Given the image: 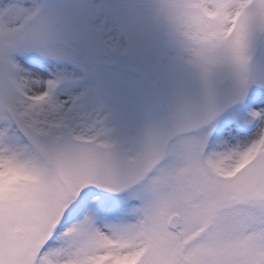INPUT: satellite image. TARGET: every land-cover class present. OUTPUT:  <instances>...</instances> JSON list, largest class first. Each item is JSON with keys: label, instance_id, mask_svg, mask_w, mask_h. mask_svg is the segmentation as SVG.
I'll use <instances>...</instances> for the list:
<instances>
[{"label": "snow or ice", "instance_id": "1", "mask_svg": "<svg viewBox=\"0 0 264 264\" xmlns=\"http://www.w3.org/2000/svg\"><path fill=\"white\" fill-rule=\"evenodd\" d=\"M161 7L209 88H230L136 149L98 116L69 123L56 82L13 58L33 13L0 7V173H21L0 186V264H264V78L250 75L264 0ZM105 193H127L119 223H98L114 210Z\"/></svg>", "mask_w": 264, "mask_h": 264}, {"label": "rangeland", "instance_id": "2", "mask_svg": "<svg viewBox=\"0 0 264 264\" xmlns=\"http://www.w3.org/2000/svg\"><path fill=\"white\" fill-rule=\"evenodd\" d=\"M12 2L0 0V7ZM19 2L33 15L13 58L41 67L47 75L40 82H56L53 98L70 106L74 127L98 116L113 141L136 149L149 132L226 98L230 84L217 79L209 88L162 0ZM250 75L264 78V39L253 42ZM232 111L221 114L217 130ZM126 195L105 193L114 210L98 213V223L125 218Z\"/></svg>", "mask_w": 264, "mask_h": 264}, {"label": "clouds", "instance_id": "3", "mask_svg": "<svg viewBox=\"0 0 264 264\" xmlns=\"http://www.w3.org/2000/svg\"><path fill=\"white\" fill-rule=\"evenodd\" d=\"M21 177V173L18 172H4L0 173V186L7 187L12 183L19 180Z\"/></svg>", "mask_w": 264, "mask_h": 264}, {"label": "bare ground", "instance_id": "4", "mask_svg": "<svg viewBox=\"0 0 264 264\" xmlns=\"http://www.w3.org/2000/svg\"><path fill=\"white\" fill-rule=\"evenodd\" d=\"M33 12V10H32ZM20 65H22L24 68L28 69L29 74L36 79L38 82H40V79H44V77H46L47 73H45L44 71L41 70V67H37L34 65H29V64H24L19 62ZM37 68L39 69V71H37Z\"/></svg>", "mask_w": 264, "mask_h": 264}]
</instances>
